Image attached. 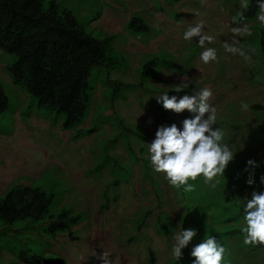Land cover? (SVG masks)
<instances>
[{"label":"rangeland","instance_id":"374dc122","mask_svg":"<svg viewBox=\"0 0 264 264\" xmlns=\"http://www.w3.org/2000/svg\"><path fill=\"white\" fill-rule=\"evenodd\" d=\"M68 7L88 31H102L113 35L114 47L125 56L126 66L113 71L112 78L138 83L140 64L164 53L184 63L183 72L161 67L147 79L146 85L155 89L174 90L189 84L193 89L207 87L212 96L208 103L216 108L217 123L224 133V141L235 152L224 176H218L215 187L197 177L193 201L183 196L181 189L171 187L163 174L154 172L150 163L148 143L155 138L160 125L182 121L194 113L170 110L162 115L161 104L153 93L139 87L125 92L112 105L107 87L96 79L91 113L78 128H88L99 115L118 112L126 124L138 131L120 137L114 144L109 141L119 132L113 121H102L96 132L74 139V129H64L61 121L53 124L32 110L26 118L30 100L28 92L17 85L8 68L11 55L0 47V79L15 112H7L0 119V195L13 187L41 185L56 192L55 211L70 208L82 219L71 230L55 237L35 234L40 247L49 257H60L68 264H100L99 255L109 253L112 264H172L173 234L182 229L196 230V236L183 255H190L193 245L202 242L213 230L240 227L237 220L223 221L234 205L243 207L244 197L252 191H264L260 177L264 175V54L259 46L257 17L239 22L242 0H56ZM250 0H247L249 2ZM259 14V13H258ZM133 15L142 17L151 27L148 33L128 29ZM204 22L203 33L213 37L205 47L215 48L217 60L204 64L198 44L199 37L183 39L189 25ZM247 24L251 35L235 37L245 56L227 52L223 44L231 43L232 29ZM178 98L183 95H176ZM249 104L242 110L241 102ZM208 114H205V118ZM10 129L3 132L1 129ZM127 141L140 158L135 162ZM107 149L125 166L128 180L119 186L113 184L115 176L108 166H100L102 150ZM144 159H148L146 172ZM259 167L254 169L255 183L246 181L248 160ZM249 168V171H245ZM147 220L139 226L146 212ZM163 216L171 227L163 233L158 228V217ZM46 224V223H44ZM8 236L3 235L0 241ZM14 245L23 239L19 233ZM226 249L222 264H264V250L251 251L243 243V235L216 238ZM1 243V242H0ZM151 251L155 259L152 261ZM0 264H26L0 246Z\"/></svg>","mask_w":264,"mask_h":264},{"label":"trees","instance_id":"16d2710c","mask_svg":"<svg viewBox=\"0 0 264 264\" xmlns=\"http://www.w3.org/2000/svg\"><path fill=\"white\" fill-rule=\"evenodd\" d=\"M259 13L257 0L247 2V8L242 7L238 21L256 19ZM128 29L137 33L151 31L149 24L140 16L133 15L128 22ZM259 46L264 54V29L259 27ZM113 35L102 31H88L79 21L73 10L61 7L56 0H0V47L11 55L8 68L14 82L25 89L30 100L22 116L27 117L32 110H37L39 116L49 119L53 124L61 121L64 129H74V139L78 140L96 132L102 121H113L119 129L117 135L109 142L114 144L120 137L129 133L138 134L136 129L129 127L125 119L118 113L99 115L88 128H78L91 113L92 97L96 89V79L107 87V96L113 105L125 92L137 88L163 94L185 95L189 89L177 93L175 90L155 89L147 86L146 81L154 76L159 68L168 67L177 72H183L185 64L178 62L164 53L157 54L143 61L137 69L138 83L124 82L113 79L115 70L126 66V58L113 44ZM161 104L162 115L165 110ZM7 112H15L10 98L0 79V119ZM3 132L10 129L3 128ZM127 147L135 162L140 158L127 141ZM146 172L149 170L148 159H144ZM108 166L115 176L114 185L119 186L122 179L128 180L129 174L124 173L125 166L110 154L102 150L100 166ZM199 178H203L200 176ZM193 183V181H189ZM183 196L192 199L194 192H184ZM57 193L45 189L41 185H26L13 187L0 195V246L26 264H68L60 257H49L40 247L35 234L55 237L62 231L71 230L82 219L81 214H73L70 208L62 207L55 211ZM237 212L231 211L223 221L237 220L243 216V207L234 205ZM149 212L139 220L142 226ZM46 223V224H44ZM160 232L168 233L171 227L159 216ZM19 233L23 239L14 245V239ZM243 235L240 227L226 230H213L206 236L232 237ZM205 236V237H206ZM205 239V238H204ZM203 239V240H204ZM249 250H264V245H247ZM152 261L155 259L151 251ZM194 258L190 255L172 264H192Z\"/></svg>","mask_w":264,"mask_h":264},{"label":"clouds","instance_id":"9594fccd","mask_svg":"<svg viewBox=\"0 0 264 264\" xmlns=\"http://www.w3.org/2000/svg\"><path fill=\"white\" fill-rule=\"evenodd\" d=\"M259 6L258 21L264 24V0H257ZM242 7L247 8V0H242ZM204 22L189 25L183 33L185 41H191L199 37L198 44L204 50L200 53V59L204 64L217 60V51L212 47H205V43H211L213 37L203 33ZM233 39L231 43L225 42L224 49L233 55L245 56L244 49L240 46L237 36L251 35L247 24L232 29ZM182 87L176 86L174 90L179 93L189 87L182 80ZM191 95L181 97L169 96L168 92L156 96L157 102L162 103L165 110L181 113L188 110L195 115L182 121V128L176 123L160 125L155 138L148 143L150 163L154 172L163 174L171 187L184 192H192L195 189L193 183L197 177L202 176L203 182L215 187L218 176H224V172L230 161L234 159L235 152L225 143V133L220 127L213 128L217 123L216 108L208 103L212 92L204 87L193 89ZM241 108L247 111L249 104L241 102ZM205 114H208L205 118ZM246 168L249 176L246 183L251 186L255 183L254 169L259 164L254 160L247 161ZM260 183L264 184V175L260 177ZM243 204L242 224L240 232L243 234L245 245H264V191L253 190L250 198L245 196ZM194 229H182L173 234L174 244L172 256L176 261L183 257V249L188 247L190 241L196 236ZM225 247L214 237L206 236L202 242L192 246L190 256L194 259L192 264H222ZM109 253L99 255L100 264H112L108 259Z\"/></svg>","mask_w":264,"mask_h":264}]
</instances>
